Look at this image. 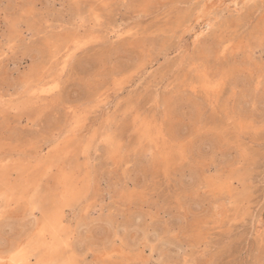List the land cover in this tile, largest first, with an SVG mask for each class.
Instances as JSON below:
<instances>
[{
  "label": "rangeland",
  "instance_id": "1",
  "mask_svg": "<svg viewBox=\"0 0 264 264\" xmlns=\"http://www.w3.org/2000/svg\"><path fill=\"white\" fill-rule=\"evenodd\" d=\"M224 1L0 0V264H264V0Z\"/></svg>",
  "mask_w": 264,
  "mask_h": 264
},
{
  "label": "bare ground",
  "instance_id": "2",
  "mask_svg": "<svg viewBox=\"0 0 264 264\" xmlns=\"http://www.w3.org/2000/svg\"><path fill=\"white\" fill-rule=\"evenodd\" d=\"M213 2V1H212ZM212 2H211V4H212ZM215 2V1H214ZM223 2H225L224 0H217V4H220V3H223ZM233 2H236L235 0H233ZM227 3H229V1L227 2ZM244 3V2H243ZM249 3V2H248ZM225 4V3H224ZM237 4V3H236ZM235 4V5H236ZM240 4V3H239ZM213 5H216V4H212V6ZM227 5V4H226ZM233 6V5H232ZM215 7V6H214ZM229 7H231V6H229ZM232 8H234V6L232 7ZM237 8V6L235 7V9ZM238 9V8H237ZM237 9H236V11H237ZM244 9V8H243ZM242 9V10H243ZM220 12V11H219ZM197 14V13H196ZM223 15V14H222ZM213 18H215V17H213ZM221 18V17H220ZM219 18V19H220ZM215 20V19H214ZM213 21V20H212ZM207 22V21H206ZM211 22V21H210ZM207 25H208V23H206ZM205 24V25H206ZM211 24V23H210ZM207 27V26H206ZM209 28V27H208ZM206 30V29H205ZM201 32V31H200ZM200 36V35H199ZM198 37V36H197ZM197 37H196V39H197ZM197 41V40H196ZM59 225H61V216L59 215V214H56V216L55 217H53L52 218V220H51V226L53 227V234H52V237H53V241L55 242V243H60L61 242V240H62V235H61V232H60V229H59ZM253 225V224H252ZM253 228V227H252ZM16 254V253H15ZM15 254H14V256H15ZM20 254V253H19ZM16 257V256H15ZM17 258H19V257H17ZM18 261V260H17ZM20 263V262H19Z\"/></svg>",
  "mask_w": 264,
  "mask_h": 264
},
{
  "label": "snow or ice",
  "instance_id": "3",
  "mask_svg": "<svg viewBox=\"0 0 264 264\" xmlns=\"http://www.w3.org/2000/svg\"><path fill=\"white\" fill-rule=\"evenodd\" d=\"M158 264H174V262L169 261L165 259L163 256H161ZM180 264H196V262L195 261H183V262H180Z\"/></svg>",
  "mask_w": 264,
  "mask_h": 264
}]
</instances>
